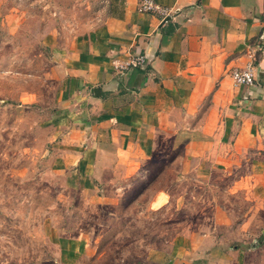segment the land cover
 <instances>
[{
	"label": "crops",
	"instance_id": "obj_1",
	"mask_svg": "<svg viewBox=\"0 0 264 264\" xmlns=\"http://www.w3.org/2000/svg\"><path fill=\"white\" fill-rule=\"evenodd\" d=\"M141 1L107 0L101 24L56 54L61 164L109 181L177 151L168 162L184 174L229 172L249 215L213 220L167 264H264V0H152L167 17L139 12ZM139 56L142 66L114 68ZM248 63L254 84L233 87L230 72Z\"/></svg>",
	"mask_w": 264,
	"mask_h": 264
},
{
	"label": "rangeland",
	"instance_id": "obj_2",
	"mask_svg": "<svg viewBox=\"0 0 264 264\" xmlns=\"http://www.w3.org/2000/svg\"><path fill=\"white\" fill-rule=\"evenodd\" d=\"M106 7L0 0V264H167L177 242L211 232L213 220L249 215L233 175L184 174L168 162L177 151L109 181L61 164L63 132L51 122L56 54L100 25Z\"/></svg>",
	"mask_w": 264,
	"mask_h": 264
},
{
	"label": "built area",
	"instance_id": "obj_3",
	"mask_svg": "<svg viewBox=\"0 0 264 264\" xmlns=\"http://www.w3.org/2000/svg\"><path fill=\"white\" fill-rule=\"evenodd\" d=\"M138 11L141 13H158L167 17L170 11L162 10L155 5L152 0H142L139 2ZM145 63L143 57L130 58L128 61L114 64V68L120 71L127 70L131 67L142 66ZM233 87L252 86L255 80L254 66L252 63L246 64L242 69H233L230 72Z\"/></svg>",
	"mask_w": 264,
	"mask_h": 264
},
{
	"label": "trees",
	"instance_id": "obj_4",
	"mask_svg": "<svg viewBox=\"0 0 264 264\" xmlns=\"http://www.w3.org/2000/svg\"><path fill=\"white\" fill-rule=\"evenodd\" d=\"M262 239H263V237H261V238L258 240V242H257L258 245H262V244H263Z\"/></svg>",
	"mask_w": 264,
	"mask_h": 264
}]
</instances>
